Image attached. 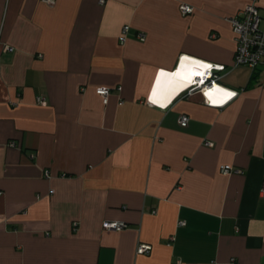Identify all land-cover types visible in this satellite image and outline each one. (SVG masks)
<instances>
[{
  "label": "crops",
  "instance_id": "obj_1",
  "mask_svg": "<svg viewBox=\"0 0 264 264\" xmlns=\"http://www.w3.org/2000/svg\"><path fill=\"white\" fill-rule=\"evenodd\" d=\"M247 1L0 0V264H264V69L232 67L226 21ZM182 57L236 95L146 102Z\"/></svg>",
  "mask_w": 264,
  "mask_h": 264
},
{
  "label": "built area",
  "instance_id": "obj_2",
  "mask_svg": "<svg viewBox=\"0 0 264 264\" xmlns=\"http://www.w3.org/2000/svg\"><path fill=\"white\" fill-rule=\"evenodd\" d=\"M39 1L51 5L55 0ZM257 3L258 0H248L247 3H245V5L238 11L236 16L226 18V21L230 25L235 44L232 67L247 66L251 69L256 67L264 69V26H261L260 24L261 18L259 16ZM178 9L182 15L191 13L193 10L190 5L184 3H181L178 6ZM127 30L128 25H125L122 28V33L125 34ZM136 36L139 39H143L144 37L142 33H137ZM123 40L124 36H121L120 41L123 42ZM4 48L8 51L12 50V48L7 45H5ZM194 63L195 68L200 71L197 73V76H193L189 79L185 85L187 88L182 91L181 94L190 95L194 91H198L202 97L203 103L214 107L223 106L236 95L237 91L226 90L217 82L219 78L218 72L223 69V65L206 63L199 60H194ZM95 93L102 98L104 103H106L107 97L110 93V88L100 86L95 89ZM40 102L44 103V101ZM146 102L151 105L155 104L160 107L164 106L150 100L149 95L146 98ZM188 120L189 118L187 115H180L177 122L179 126L184 127L187 125ZM9 144L13 145V142H10ZM206 144L208 143L206 142ZM30 156H32V154H30ZM237 171L239 170L234 169L231 165L223 164L219 166V172L224 175ZM45 175H48L47 171L45 172ZM259 195L264 198V184H262L259 189ZM126 226L127 224L123 221H104L102 223V227L108 230H121L126 228ZM149 250V245L138 244L136 247V254H143Z\"/></svg>",
  "mask_w": 264,
  "mask_h": 264
},
{
  "label": "bare ground",
  "instance_id": "obj_3",
  "mask_svg": "<svg viewBox=\"0 0 264 264\" xmlns=\"http://www.w3.org/2000/svg\"><path fill=\"white\" fill-rule=\"evenodd\" d=\"M199 71V69L195 68L194 60H187L185 57L182 58L180 66L172 75L160 71L151 88L150 100L157 104L164 105L165 102L172 98L181 88L185 87L189 79L193 76H197Z\"/></svg>",
  "mask_w": 264,
  "mask_h": 264
},
{
  "label": "clouds",
  "instance_id": "obj_4",
  "mask_svg": "<svg viewBox=\"0 0 264 264\" xmlns=\"http://www.w3.org/2000/svg\"><path fill=\"white\" fill-rule=\"evenodd\" d=\"M187 88V86L181 88L176 94H179L180 92L184 91Z\"/></svg>",
  "mask_w": 264,
  "mask_h": 264
}]
</instances>
